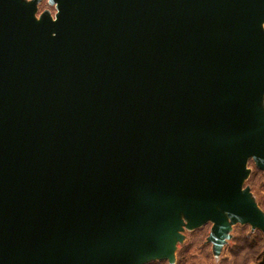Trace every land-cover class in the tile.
Returning a JSON list of instances; mask_svg holds the SVG:
<instances>
[{"label":"water","instance_id":"obj_1","mask_svg":"<svg viewBox=\"0 0 264 264\" xmlns=\"http://www.w3.org/2000/svg\"><path fill=\"white\" fill-rule=\"evenodd\" d=\"M0 0V264H173L264 239V0Z\"/></svg>","mask_w":264,"mask_h":264},{"label":"rangeland","instance_id":"obj_2","mask_svg":"<svg viewBox=\"0 0 264 264\" xmlns=\"http://www.w3.org/2000/svg\"><path fill=\"white\" fill-rule=\"evenodd\" d=\"M45 10L54 16L55 7L49 5L48 0H41L36 15ZM247 168L249 175L244 181V186L249 188L252 198L264 212V176L251 161L248 162ZM210 228L211 223H206L192 231L184 230L183 240L176 246L173 264H260L262 262L264 239L258 230L252 231L248 225L232 226L229 232L231 238L222 247L220 255L215 257L212 254L211 244L206 241ZM148 264L168 263L152 261Z\"/></svg>","mask_w":264,"mask_h":264},{"label":"trees","instance_id":"obj_3","mask_svg":"<svg viewBox=\"0 0 264 264\" xmlns=\"http://www.w3.org/2000/svg\"><path fill=\"white\" fill-rule=\"evenodd\" d=\"M262 237H263V236H262ZM260 264H264V253H263V260H262V262H261Z\"/></svg>","mask_w":264,"mask_h":264}]
</instances>
